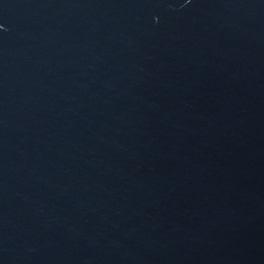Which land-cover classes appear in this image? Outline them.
<instances>
[{
  "label": "water",
  "instance_id": "water-1",
  "mask_svg": "<svg viewBox=\"0 0 264 264\" xmlns=\"http://www.w3.org/2000/svg\"><path fill=\"white\" fill-rule=\"evenodd\" d=\"M0 264H264V0H0Z\"/></svg>",
  "mask_w": 264,
  "mask_h": 264
}]
</instances>
